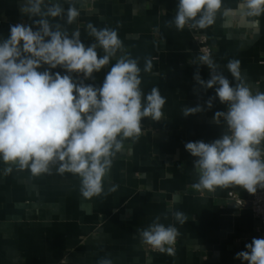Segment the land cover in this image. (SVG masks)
I'll list each match as a JSON object with an SVG mask.
<instances>
[{"label": "crops", "instance_id": "0c3cea01", "mask_svg": "<svg viewBox=\"0 0 264 264\" xmlns=\"http://www.w3.org/2000/svg\"><path fill=\"white\" fill-rule=\"evenodd\" d=\"M23 2L0 0V38L9 36L11 25H33L38 19L21 13ZM56 2L65 13L69 2L77 8L79 16L66 27L69 32L79 29L86 46L94 42L87 34L88 23L98 28L119 25L126 51L140 58L141 88L147 93L158 87L166 97L164 117L160 121L144 118L139 140L124 142V150L114 158L105 177L106 194L100 196H82L80 178L60 174L56 166L39 176L15 168L4 176L6 165L0 161V264H98L104 257L111 258L113 264H246L235 258L236 253L246 250L253 238H264L248 204L254 193L239 186L215 192L193 189L197 182L192 167L195 158L184 145L210 143L226 130L223 121L217 125L213 117L217 111H226L227 105L215 96L214 88L205 90L194 79L197 71L203 80L210 79L207 65L191 63L201 55L195 30L208 38L217 71L233 86L236 81L226 65L238 59L244 83L254 93L264 92V14L247 16L239 7L242 0H222L212 26L178 31L166 22L174 18L179 0ZM65 20L66 15L57 18L62 24ZM145 57L153 58L151 73L143 72ZM115 62L113 59L93 74L94 79L84 82L102 86ZM52 71L65 74L61 68ZM72 75L74 80L83 79L82 75ZM210 97L215 99L208 109ZM197 105L204 111L182 115L186 106ZM111 188L115 191H109ZM229 193L239 199H231ZM176 210L187 216L184 225L172 217ZM163 213H168V219L161 222L174 224L180 232L175 254H148L139 230Z\"/></svg>", "mask_w": 264, "mask_h": 264}, {"label": "clouds", "instance_id": "9594fccd", "mask_svg": "<svg viewBox=\"0 0 264 264\" xmlns=\"http://www.w3.org/2000/svg\"><path fill=\"white\" fill-rule=\"evenodd\" d=\"M222 0H179L175 16L167 27L178 31L206 29L215 23ZM247 16L264 14V0H242L239 5ZM21 13L38 17L33 25L10 26L7 38H0V161L4 176L16 170H28L34 176L49 173L53 166L60 174L80 178L85 198L105 193L104 180L113 160L125 148V141H138L142 120L160 121L164 117L166 97L158 87L147 93L141 88L139 57L125 49L117 28L86 25L93 43L86 46L79 29L69 32L79 11L69 2L67 11L56 0H24ZM66 20L62 24L57 18ZM97 49L103 52L98 55ZM119 54V55H118ZM115 59L102 86L86 84ZM143 72L151 73L153 58L145 57ZM191 63L207 65L210 79L197 71L196 82L215 89V96L226 111H217L214 121L226 125L218 139L186 142L192 157L197 191L215 192L218 188L239 186L249 193L264 188V92H253L241 76V62L229 60L226 68L236 83L218 72L210 55H199ZM46 66V67H45ZM61 68L60 71L52 70ZM43 69V70H40ZM73 73L83 79L74 80ZM215 97L206 101L211 109ZM204 111L200 105L185 107V117ZM115 191V188L109 189ZM180 225L187 222L181 211H172ZM156 216L139 230L142 243L161 253L174 255L180 235L174 224L165 225ZM236 259L246 264H264V238H253ZM98 264H113L104 257Z\"/></svg>", "mask_w": 264, "mask_h": 264}, {"label": "built area", "instance_id": "2783aa9c", "mask_svg": "<svg viewBox=\"0 0 264 264\" xmlns=\"http://www.w3.org/2000/svg\"><path fill=\"white\" fill-rule=\"evenodd\" d=\"M3 18L0 15V30L2 29ZM195 42L198 46V50L201 55H210L212 58L213 50L209 44L208 38L195 30L194 34ZM231 199H239L234 193H229ZM248 204L254 214V216L259 220L261 226L258 227V230L264 232V188L255 192L252 197L248 200ZM176 244V243H175ZM146 252L148 254L160 253L157 250H154L146 245Z\"/></svg>", "mask_w": 264, "mask_h": 264}]
</instances>
